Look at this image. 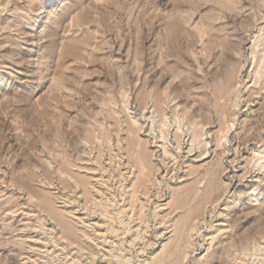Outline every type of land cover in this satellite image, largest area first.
<instances>
[{"label":"rangeland","instance_id":"obj_1","mask_svg":"<svg viewBox=\"0 0 264 264\" xmlns=\"http://www.w3.org/2000/svg\"><path fill=\"white\" fill-rule=\"evenodd\" d=\"M0 264H264V0H0Z\"/></svg>","mask_w":264,"mask_h":264}]
</instances>
